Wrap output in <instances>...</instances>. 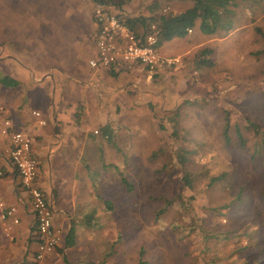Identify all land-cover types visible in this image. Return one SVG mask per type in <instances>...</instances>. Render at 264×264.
I'll list each match as a JSON object with an SVG mask.
<instances>
[{"label": "rangeland", "instance_id": "obj_1", "mask_svg": "<svg viewBox=\"0 0 264 264\" xmlns=\"http://www.w3.org/2000/svg\"><path fill=\"white\" fill-rule=\"evenodd\" d=\"M191 4L192 0H0V41L8 52L24 56L31 46L41 45L39 33L52 41L62 24L81 32L90 22L93 30L87 35L95 41L97 7L120 21L175 14ZM230 9L232 28L207 35L195 26L184 38L167 43L174 41L168 55L156 49L174 60L173 74H166L158 86L163 89L157 101H138L131 108L122 107L120 101L108 107L111 127L101 115L87 118L86 105L73 109L87 146L92 142L108 146L109 153L101 152V170L89 172L93 202L86 209L91 213L95 209V219L87 230L91 238H80L86 257L75 264L264 260V37L257 31L264 33V0L238 1ZM25 35L34 36L33 44ZM125 43L126 39L117 42ZM202 55L211 65L197 62ZM40 91L41 99L20 102L31 121L37 118L32 109L47 115L52 99L59 95ZM85 92L87 97L74 90L72 98L92 100V92ZM225 114L232 123L229 141L220 135ZM104 131L111 133L110 139H103ZM33 146L39 179L40 158ZM182 153H186L183 165ZM243 230L249 237L240 235Z\"/></svg>", "mask_w": 264, "mask_h": 264}, {"label": "crops", "instance_id": "obj_2", "mask_svg": "<svg viewBox=\"0 0 264 264\" xmlns=\"http://www.w3.org/2000/svg\"><path fill=\"white\" fill-rule=\"evenodd\" d=\"M89 23L87 31L80 28L81 32L76 28L71 32L67 24H62L52 36V41L42 31L37 41L41 45L31 46L24 56L8 52L0 41V74L11 76L18 82L12 88L0 84V105L4 107L0 118L2 115L8 117L17 129L16 123L12 121L14 118L34 141L32 146L41 164L37 185L51 207L53 228L60 235L54 251L38 264L77 263L86 257L80 238L92 234H87L95 219L92 214L95 209L92 213L89 212L91 209H86V204L93 202L91 191L88 192L92 187L89 172L101 170L103 164L100 156L109 154L108 146L100 148L94 142L90 147L87 146L81 120L75 119L73 109L80 103L86 105L87 118L101 115V119L109 125L112 110L109 111L108 107L117 106L120 101L122 107L129 105V108L138 101H157L162 97L163 88L158 87L160 82L165 80L166 74L167 77L173 74L172 66L159 68L155 73L138 66L133 71L114 74L106 69L91 67L89 61L95 56V45L93 39L88 37L93 30ZM18 34L14 37H18ZM24 37L30 42L34 39L30 35ZM123 39L120 34H116V43ZM169 41L157 46L165 55H168V50L174 44V41L167 44ZM166 70L170 71L167 73ZM26 82L37 88H31L29 83L26 87ZM41 89L59 95L57 99H52L54 102L47 115L32 109L31 113L40 114L31 121L24 114V105L20 102L36 97L41 99L44 97ZM74 90L85 97V91L90 90L92 100L87 98L82 101L81 96L72 98L71 92ZM90 108L97 109L91 111ZM97 132L94 129V133ZM102 137L107 139L105 135ZM5 141L6 138L0 139V149ZM1 165L4 175L0 179V264H33L37 239L29 197L20 186L17 172L7 157L1 159ZM10 208H15L11 216L6 214ZM89 219L90 222L86 221Z\"/></svg>", "mask_w": 264, "mask_h": 264}, {"label": "built area", "instance_id": "obj_3", "mask_svg": "<svg viewBox=\"0 0 264 264\" xmlns=\"http://www.w3.org/2000/svg\"><path fill=\"white\" fill-rule=\"evenodd\" d=\"M94 21L97 30L94 41L95 56L89 61L91 67L120 73L131 71L138 65L163 68L174 63L173 59L164 58L157 53L156 31L146 35L144 43H139L133 33L116 16L107 13L101 7L95 9ZM116 34L126 39L125 45L120 46L114 41ZM3 113L4 107L0 105V115ZM32 114L39 115L37 112ZM1 138H6V141L0 149V179L4 175L1 159L5 156L14 166L19 184L29 197L37 239L33 264H38L54 251L60 241V235L53 228L51 207L37 185V161L32 154L30 136L14 128L11 120L2 115ZM14 211L15 208H10L6 214L11 216ZM14 222L17 221L14 220Z\"/></svg>", "mask_w": 264, "mask_h": 264}, {"label": "trees", "instance_id": "obj_4", "mask_svg": "<svg viewBox=\"0 0 264 264\" xmlns=\"http://www.w3.org/2000/svg\"><path fill=\"white\" fill-rule=\"evenodd\" d=\"M238 1L261 0H192V4L179 13L160 14L157 16L129 17L120 21L130 30V32L133 33L134 37L137 41H139V43H144L146 35L156 31V46H159L163 42L175 38H184L195 26H197L203 34L207 35L217 34L221 30H228L232 28L233 22L230 19V14L232 11L230 7L235 6ZM152 26H154V29H152ZM257 31L264 37V33L262 31L259 29H257ZM208 51L210 52V50H203L202 52ZM197 62L203 64V66L211 65V62H209L208 59H205L203 55L198 59ZM144 67L147 70H151L149 66ZM153 70H155V68H153ZM109 73L114 74L116 72L109 71ZM0 84L5 87H15L18 85V82L7 75L0 74ZM185 103L189 102L185 101ZM231 125L232 123L228 114H225L223 127L220 132V135L225 141L230 140L228 134ZM103 134L107 136V140L110 139L111 133L109 131H104ZM239 138L244 140L242 136H239ZM185 155L186 153H182V155H180L179 162L181 165H183L185 162ZM219 177L220 175L218 177H212L211 181H215ZM184 178L187 180L188 174H185ZM107 204L109 207L110 204L106 202V205ZM227 232L229 233L231 231L228 230ZM240 235L249 237V234L244 230ZM256 264H264V260L261 259Z\"/></svg>", "mask_w": 264, "mask_h": 264}]
</instances>
